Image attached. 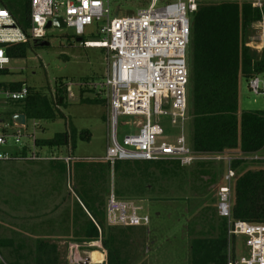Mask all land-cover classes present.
Here are the masks:
<instances>
[{"label": "rangeland", "instance_id": "obj_1", "mask_svg": "<svg viewBox=\"0 0 264 264\" xmlns=\"http://www.w3.org/2000/svg\"><path fill=\"white\" fill-rule=\"evenodd\" d=\"M172 1L163 0L159 6ZM222 1L202 0L205 3ZM109 3L112 19L131 16L139 9L148 8L151 0H110ZM18 4L25 8L24 1ZM83 38L100 39L96 26L87 28ZM77 39L73 29H49L44 41L51 45L41 47L31 42L33 49L28 57L14 60L11 70L1 79L7 84L21 83L46 94L58 113L53 121H29L28 127L23 130L25 136L28 135L22 141L28 149L25 156L18 150L11 160L0 162V240L13 244L2 250L6 264H34L39 241L56 245L59 264H74V257L84 263L86 257H94L95 253L100 260L93 262L102 261L101 255L97 253L99 251H94L97 247L91 246L93 242L77 240L73 236L75 227L71 223L72 218L67 219L69 213L70 216L73 214L75 182L56 163L68 164L66 159L70 156V149L38 145L40 141L52 139L59 134L68 133L72 136L76 132L77 146L71 153L73 161L97 160L106 154L108 104L102 94L88 87H73L74 98H69L66 92L63 105L58 106L54 102L59 98L58 85L61 89H67L70 83H95L107 72L105 52L86 48ZM187 57L190 65L189 50ZM95 100L99 102L94 103ZM188 104L190 109V85ZM20 105L11 106L10 112L19 113ZM240 107L242 111H264V95L257 96L250 92L243 77L240 79ZM143 121L142 118L121 117L119 141L122 143V139L131 133L130 128L137 133V127L142 126ZM164 130L167 137L161 140H170L177 132L171 125L164 126ZM86 131L90 133L89 140L79 137ZM186 134L191 141V120L186 126ZM31 150L37 152L40 160L28 159ZM261 155L264 156V153ZM228 156L244 161L235 170L237 177L248 170L264 168L262 162L250 160L251 155L235 151ZM227 167L226 161L209 160L192 167H174L172 173L168 174L151 169L150 176L140 181H123L110 173L105 184L107 193L103 190L104 183L98 181L97 190L105 202L108 194L114 191L120 201L142 207L143 214L151 219L148 226L113 229V234L118 238L116 245L126 264H191L193 242L197 239L214 240L221 231L224 221L219 217L217 206L219 189L224 185ZM97 242L98 247L103 248L102 243ZM155 253L158 254L154 256Z\"/></svg>", "mask_w": 264, "mask_h": 264}, {"label": "built area", "instance_id": "obj_2", "mask_svg": "<svg viewBox=\"0 0 264 264\" xmlns=\"http://www.w3.org/2000/svg\"><path fill=\"white\" fill-rule=\"evenodd\" d=\"M22 1L27 4L25 22L20 19L22 9L16 4ZM162 1L151 0L148 8L139 9L131 16L111 19L110 0H0V162L11 160L15 150L27 147L22 141L28 137L23 130L29 122L26 119L25 125H17L13 115L19 113L9 110L28 98L29 87L23 85L19 90H12L1 80L15 60L7 55L6 47L43 41L48 35L47 25L61 18L65 28L73 29L75 36L82 39V46L101 49L106 55L107 72L100 81L70 83L66 90L67 96L74 98L73 87H88L107 101L108 147L105 156L97 160L109 163L112 175L115 164L120 161H176L182 167L209 160L226 161L227 174L219 189L217 210L219 217L227 221V264H264V224L232 218L237 178L231 167L234 159L195 152L186 134L191 120L188 104L191 71L187 53L193 16L202 0H173L159 6ZM247 1L261 14L252 26L247 47L261 55L264 52V0ZM13 10L19 11V16ZM92 26H96L100 39L83 38L85 30ZM248 88L254 95H264V76L252 78ZM121 117L144 119L142 126L137 127L138 132L130 128L131 133L122 143L119 141ZM166 125L177 132L170 140H161L167 137ZM30 153L29 160H40L35 150ZM71 160L66 159L68 163ZM250 160L264 164L261 154L251 155ZM106 212L111 227H144L151 222L142 207L120 201L114 191L109 194ZM77 260L74 257L73 263L91 264L88 260L84 263ZM0 264H6L1 249Z\"/></svg>", "mask_w": 264, "mask_h": 264}, {"label": "trees", "instance_id": "obj_3", "mask_svg": "<svg viewBox=\"0 0 264 264\" xmlns=\"http://www.w3.org/2000/svg\"><path fill=\"white\" fill-rule=\"evenodd\" d=\"M24 7H20V19L23 22L27 16L26 3ZM13 12L19 16V11ZM260 18V11L247 0L201 2L193 16L188 49L191 52V142L195 152L199 154L223 155L239 151L244 155H254L264 152V111H242L240 107L241 77L248 84L252 78L264 76V52L259 56L247 47L252 26ZM32 49L30 41L6 47L7 55L15 60L26 59ZM22 86L21 83L9 84L12 90H19ZM60 87L57 86L59 98L54 100L58 106L63 105L67 92L66 88ZM98 102L99 100L94 101ZM16 105L21 106L19 114H24L27 121H53L58 116L50 98L30 88L28 98ZM79 137L89 140L90 133L83 132ZM38 145L48 148L68 147L69 157L73 159L71 153L77 146L76 132L72 136L68 133L59 134L52 139L40 141ZM27 151V147L22 150L23 157ZM73 160L68 164L56 163L75 182L73 214L67 215V219L72 218L71 223L75 227L73 236L86 242L100 241L107 252V264H126L116 245L118 238L113 234L114 228L121 227L108 225L107 202L97 190L98 181H101L105 191V184L111 173L110 164L95 159ZM243 164V160L235 159L231 167L237 170ZM174 167L180 168L181 165L176 161H120L115 164L114 175L123 181H140L150 176L151 169L168 174L172 173ZM119 193L122 195V192ZM232 218L234 221L264 224V168L248 170L236 178ZM222 220L224 222L216 239H197L193 242L191 264H227V221ZM11 246V242L0 240L1 250ZM35 253L34 264L60 262L56 245L48 242L39 241Z\"/></svg>", "mask_w": 264, "mask_h": 264}, {"label": "water", "instance_id": "obj_4", "mask_svg": "<svg viewBox=\"0 0 264 264\" xmlns=\"http://www.w3.org/2000/svg\"><path fill=\"white\" fill-rule=\"evenodd\" d=\"M52 27H54L55 29H65V25L62 21L61 18H57L55 19L53 22H50L47 25V29H51ZM78 42H82L81 38L77 39ZM36 44H39L41 47H49L51 44L50 42L47 41H36ZM13 121L17 124V125H25L26 124V116L24 114H15L13 115Z\"/></svg>", "mask_w": 264, "mask_h": 264}, {"label": "crops", "instance_id": "obj_5", "mask_svg": "<svg viewBox=\"0 0 264 264\" xmlns=\"http://www.w3.org/2000/svg\"><path fill=\"white\" fill-rule=\"evenodd\" d=\"M235 152V151H234ZM234 152H228V153H225V154H223V155H225V156H228V155H230V154H233ZM150 224H151V222H150ZM149 224V225H150ZM123 228H127V227H123ZM133 228V227H132ZM92 245V247H97V249H95L94 251H99V252H97V253H99L100 255H101V259L103 260V258H104V263L103 264H107V252L103 249V248H101V247H98V244H99V242H93V243H91ZM100 249V250H99ZM158 252V251H157ZM88 254H90L89 252H87ZM103 253V254H102ZM154 253V252H153ZM159 253V252H158ZM158 253H155L154 254V256L155 255H157ZM104 255V256H103ZM86 260H88V261H94V262H99V260H100V257H99V255L98 254H96L95 253V255H94V257H92V255H91V257H86ZM93 262V263H94ZM87 263V262H86ZM94 264H99V263H94ZM102 264V263H101Z\"/></svg>", "mask_w": 264, "mask_h": 264}, {"label": "bare ground", "instance_id": "obj_6", "mask_svg": "<svg viewBox=\"0 0 264 264\" xmlns=\"http://www.w3.org/2000/svg\"><path fill=\"white\" fill-rule=\"evenodd\" d=\"M90 262H91V264H94L93 261H90ZM101 263H104V258L99 264H101Z\"/></svg>", "mask_w": 264, "mask_h": 264}, {"label": "snow or ice", "instance_id": "obj_7", "mask_svg": "<svg viewBox=\"0 0 264 264\" xmlns=\"http://www.w3.org/2000/svg\"><path fill=\"white\" fill-rule=\"evenodd\" d=\"M85 6H87V5L85 4Z\"/></svg>", "mask_w": 264, "mask_h": 264}]
</instances>
